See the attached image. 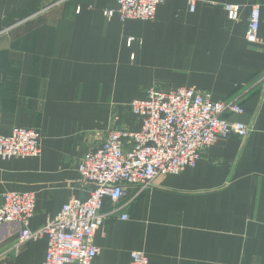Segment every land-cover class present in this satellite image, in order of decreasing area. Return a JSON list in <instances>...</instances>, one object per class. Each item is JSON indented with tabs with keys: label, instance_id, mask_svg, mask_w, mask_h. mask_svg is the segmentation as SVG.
<instances>
[{
	"label": "crops",
	"instance_id": "0c3cea01",
	"mask_svg": "<svg viewBox=\"0 0 264 264\" xmlns=\"http://www.w3.org/2000/svg\"><path fill=\"white\" fill-rule=\"evenodd\" d=\"M193 1V11L165 0L153 20L121 22L103 15L116 0H0V132L42 136L38 157L0 159V194L34 195L31 230L88 197L81 158L107 130L139 129L128 105L147 88H193L244 109L224 116L247 137L218 138L193 167L104 200L95 264H130L133 251L148 264H264V0ZM252 5L256 43L245 38ZM18 234L0 227V264H42L46 238L16 250Z\"/></svg>",
	"mask_w": 264,
	"mask_h": 264
},
{
	"label": "built area",
	"instance_id": "2783aa9c",
	"mask_svg": "<svg viewBox=\"0 0 264 264\" xmlns=\"http://www.w3.org/2000/svg\"><path fill=\"white\" fill-rule=\"evenodd\" d=\"M165 0H116V8L105 10L110 19L117 15L126 20H153ZM190 10L194 1L188 0ZM229 20L238 19L233 7ZM260 8L249 10L245 38L258 41ZM133 39L128 40V44ZM139 122V129L129 131L109 129L98 145L85 152L77 167L80 180L91 186L86 199L71 198L56 216L37 230L30 229L35 214V197L31 193L4 192L0 194V227L16 225L19 242H35L46 238L47 247L42 264H95L99 248L93 244L96 230L106 216L101 213L103 202L116 203L129 186L147 188L159 175H178L193 167L201 151L218 138L235 134L245 138L250 128L241 122L231 123L225 114L244 113L236 101H213L210 94L193 88L166 90L157 86L147 88L141 97L128 105ZM42 136L33 129L12 128L0 132V159L38 157ZM123 214L121 220H126ZM130 264H148L147 256L138 251L130 253Z\"/></svg>",
	"mask_w": 264,
	"mask_h": 264
}]
</instances>
